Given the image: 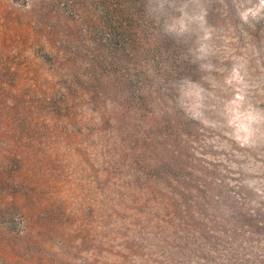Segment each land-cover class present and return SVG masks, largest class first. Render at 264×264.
Returning <instances> with one entry per match:
<instances>
[{
  "label": "rangeland",
  "instance_id": "374dc122",
  "mask_svg": "<svg viewBox=\"0 0 264 264\" xmlns=\"http://www.w3.org/2000/svg\"><path fill=\"white\" fill-rule=\"evenodd\" d=\"M0 82L54 110L39 259L264 264V0H0Z\"/></svg>",
  "mask_w": 264,
  "mask_h": 264
},
{
  "label": "trees",
  "instance_id": "16d2710c",
  "mask_svg": "<svg viewBox=\"0 0 264 264\" xmlns=\"http://www.w3.org/2000/svg\"><path fill=\"white\" fill-rule=\"evenodd\" d=\"M50 60L59 62L55 57ZM91 68L93 72L87 78L91 89L82 86L75 74H67L75 79L67 81V113L71 119L77 118V104L81 105L83 97L98 104L95 78L100 67L93 63ZM4 86L6 82H0V264H48L50 260L39 259L35 247L36 179L40 166L47 164L41 152L45 145L42 137L45 130L53 127L54 110L50 98L32 99L16 91L8 92ZM139 101L143 102L141 98ZM59 110H65V106ZM58 241L63 247V238Z\"/></svg>",
  "mask_w": 264,
  "mask_h": 264
}]
</instances>
